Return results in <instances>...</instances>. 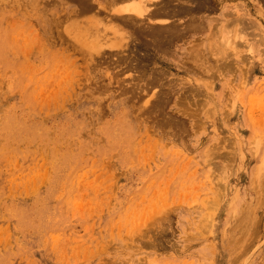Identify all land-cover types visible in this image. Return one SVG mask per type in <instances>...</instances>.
Segmentation results:
<instances>
[{
  "label": "rangeland",
  "instance_id": "rangeland-1",
  "mask_svg": "<svg viewBox=\"0 0 264 264\" xmlns=\"http://www.w3.org/2000/svg\"><path fill=\"white\" fill-rule=\"evenodd\" d=\"M0 4V264H264V0Z\"/></svg>",
  "mask_w": 264,
  "mask_h": 264
},
{
  "label": "crops",
  "instance_id": "crops-1",
  "mask_svg": "<svg viewBox=\"0 0 264 264\" xmlns=\"http://www.w3.org/2000/svg\"><path fill=\"white\" fill-rule=\"evenodd\" d=\"M80 1H82V5H83V7H82V9H87V7L86 6H84V4L83 3H85V1L86 0H80ZM105 1V0H104ZM119 0H117V2L115 1V0H108V3H110V4H112V6L110 7L111 9L110 10H113V12H114V15H113V21H119V22H121V23H124V24H127L128 23V21L130 20V19H132V18H136V17H134V16H131L130 17V15H120L118 12H117V10H122V8H123V10L124 9H126V8H128L129 7V5L132 3V2H134V1H141V0H122V2H121V0L118 2ZM144 1H146V3L147 2H149V0H144ZM151 1V0H150ZM125 5V6H124ZM148 7L149 8H151V11H150V13L149 14H151V15H153V18L151 17V15H147V17H148V19H155V20H159V21H162V22H164V20L166 21L167 20V18L165 17L168 13L167 12H165V11H157V10H153L152 8L153 7H150L149 5H148ZM0 8L2 9V6H1V4H0ZM154 8H155V6H154ZM118 13V14H117ZM155 14V15H154ZM161 16H164V17H161ZM147 17H146V19H147Z\"/></svg>",
  "mask_w": 264,
  "mask_h": 264
},
{
  "label": "bare ground",
  "instance_id": "bare-ground-1",
  "mask_svg": "<svg viewBox=\"0 0 264 264\" xmlns=\"http://www.w3.org/2000/svg\"><path fill=\"white\" fill-rule=\"evenodd\" d=\"M84 1V0H83ZM116 2H117V0H115ZM120 1V0H119ZM118 1V2H119ZM126 1V0H125ZM142 1H144V0H142ZM140 2V1H138L139 3L137 4L136 2L137 1H134V2H132L130 5H129V7L128 8H126V9H124L123 10V8H122V10H117V12L120 14V15H130V17L131 16H134V17H136V18H138V19H140V18H146L147 17V15H151V14H149L150 13V11H151V8H149L148 6V8H149V10H148V8L145 6L147 3H145V2ZM150 1V0H149ZM121 2H122V0H121ZM134 3V4H133ZM125 6V5H124ZM153 9V8H152ZM154 10V9H153ZM160 12V11H159ZM165 12H167V11H165ZM117 13V14H118ZM161 13V12H160ZM163 13V12H162ZM155 15V14H154ZM195 15V14H194ZM144 16V17H143ZM151 16H153V15H151ZM149 17V16H148ZM147 17V18H148ZM162 17V16H161ZM150 18V17H149ZM165 18V17H164ZM156 19V18H155ZM152 20V19H151ZM237 22V21H236ZM240 24V23H239ZM198 25V24H197ZM179 34V33H178ZM241 38V37H240ZM194 63V62H193ZM133 67V66H132ZM253 101H255V100H253ZM251 103V102H250ZM254 106V105H253ZM253 115V114H252ZM253 120V119H252ZM254 121V120H253ZM255 153V152H254ZM257 207V206H256ZM216 211V210H215ZM225 242V241H224Z\"/></svg>",
  "mask_w": 264,
  "mask_h": 264
}]
</instances>
